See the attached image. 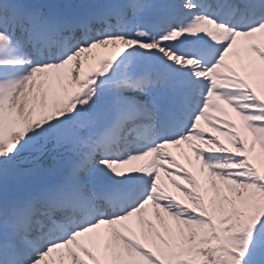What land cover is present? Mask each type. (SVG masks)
I'll return each mask as SVG.
<instances>
[{
  "label": "snow or ice",
  "instance_id": "snow-or-ice-1",
  "mask_svg": "<svg viewBox=\"0 0 264 264\" xmlns=\"http://www.w3.org/2000/svg\"><path fill=\"white\" fill-rule=\"evenodd\" d=\"M0 264H264V0H0Z\"/></svg>",
  "mask_w": 264,
  "mask_h": 264
},
{
  "label": "rangeland",
  "instance_id": "rangeland-1",
  "mask_svg": "<svg viewBox=\"0 0 264 264\" xmlns=\"http://www.w3.org/2000/svg\"><path fill=\"white\" fill-rule=\"evenodd\" d=\"M229 111H231V110L229 109ZM205 127L207 128L206 125H205ZM207 129H211V128H207ZM211 130H212L213 134L220 135V133L214 132L213 129H211ZM221 139H224L226 141V138L223 136H221ZM175 154L177 155V158L181 161V163H186V161L184 160L182 152H176ZM162 175H163V173H162Z\"/></svg>",
  "mask_w": 264,
  "mask_h": 264
}]
</instances>
